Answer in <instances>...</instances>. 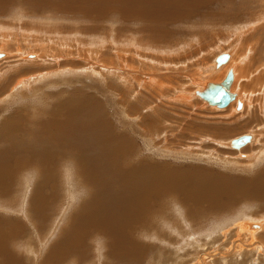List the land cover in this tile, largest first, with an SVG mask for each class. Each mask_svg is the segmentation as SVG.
<instances>
[{
  "label": "rangeland",
  "instance_id": "1",
  "mask_svg": "<svg viewBox=\"0 0 264 264\" xmlns=\"http://www.w3.org/2000/svg\"><path fill=\"white\" fill-rule=\"evenodd\" d=\"M90 3L91 0H5L3 3L0 0V51L6 52H0V264H242V257H236L240 251L235 247L244 240L241 254L247 252L246 264H264V235L258 233L252 239L238 233L237 228L231 230L232 232H224L225 236L215 237L217 241H209L206 246L196 242L194 247H185L184 239L189 243L195 242L196 232L191 224L196 220L200 221L202 215L191 217L189 214L188 218L192 222L194 220L193 223L190 222L186 216L189 213L187 206L183 205V196L164 194L160 200H153L152 196L147 216H135L132 212L128 215L115 213L130 197L127 189L122 186L124 174L140 171L142 167L138 164L161 166L165 163L170 168H194L198 165L225 178L238 176V179L242 177L247 182L264 165V161L257 163L260 166L254 165L252 169L248 165V159L264 152V145L261 146L264 140H261V135L258 136L262 133L259 128L263 126L264 130V124L259 123L261 116L257 117L256 114L250 117V110L246 114V105L249 104L251 92L256 87L249 74L250 61H245L250 59L252 46L246 42L249 38L246 34L248 28L234 31L239 26L238 22L243 23L245 20V17H241L242 21L239 17L246 15L248 11L238 4H233V8H225L228 2L223 0V4L215 6L214 11L208 14L206 10L202 11L193 21L180 20L172 26H159L161 36L158 38L161 40L151 42L150 27H144L138 21L124 24L118 15L96 20L98 13H87L93 9L89 6ZM95 5L102 6V0ZM221 14L224 15L220 18ZM225 16H230L231 26L223 24L226 21ZM244 25L245 23L242 24ZM220 27L224 28L223 31ZM142 28L147 30L143 31ZM43 30L48 34L40 36V42L30 54L40 56L34 64L24 55H19L20 51L28 47L23 35ZM57 31L67 37L76 38L79 40L78 45L72 43L67 51L58 53V36L55 34ZM227 32H232L233 35ZM10 34L8 37L12 42L9 43L6 42V35ZM15 34L22 40L21 43L15 42ZM239 34L238 37L243 41L237 40ZM109 37L115 43L108 41ZM91 39L98 45L92 46ZM127 40L128 42H124ZM148 41L160 45L157 53L149 51ZM240 45L244 46L241 53L238 49ZM107 46L114 52L104 55V47ZM261 52L262 50L260 56ZM227 53L233 64L223 80L233 70L235 79L232 93L237 95L236 105H233L235 114L237 118L242 116V124L248 120H253L256 124L244 131L234 129L230 133H225L222 128L227 123L234 122L231 121L232 106L214 108L195 95V92L202 91L204 80L216 82L219 70L214 71L212 68L218 56H225ZM128 54L137 63L133 65L132 62H127ZM155 56L157 60H153ZM163 59L168 62L166 67L162 65ZM260 60L264 63V58ZM226 62L223 67L229 65L228 58ZM152 65L157 68L153 69ZM109 66L114 69L110 70ZM69 70L73 73H68ZM20 72L24 73L22 79L30 80L29 85H17L16 76ZM35 80L42 82L37 83ZM239 82L245 83L249 92L254 89L245 94L241 92ZM90 98L98 103L91 104L97 118H101L103 123L113 125L116 134L126 136L131 142L127 156L116 163L107 158L111 152L100 143L101 127L79 131L77 127H83L85 120L69 110L64 111L63 106L67 103L83 102ZM238 102L241 103L240 108ZM136 106L141 107L140 112L144 117L150 116L149 122H153V127L145 135L141 131L139 115H125L126 109ZM88 109L84 111L88 112ZM173 110L177 112L172 113ZM58 113L64 115L57 117L60 122L64 121L62 132V129L54 128L55 124H50L51 119ZM203 119L206 121L203 122ZM189 127L192 129H188ZM9 128H18L19 131L9 134ZM153 129L156 131H152ZM219 136L221 140H218ZM244 136H249L251 143L246 141L243 146L233 144L235 139H243ZM153 137L159 138L164 145L156 147ZM231 141L232 146H228ZM241 162L248 165V171L243 169ZM224 163L226 164L223 165ZM88 168L92 169L91 174L98 176V185L87 180L83 172ZM158 168L159 166L156 167L157 170ZM6 169L8 172L3 174L2 171ZM55 174V179L46 178H52ZM74 185L77 186L78 196L71 204L69 199L72 197L71 189ZM149 185H153L152 174ZM42 186L43 195L40 196L37 193ZM119 194L124 196L118 197ZM222 196L220 194L202 202L203 211L210 210V213H215L209 215V220L206 218L205 221L212 227L218 220L234 218L236 214H241L239 219L250 215L259 220L264 216V198L257 200L253 197H242L240 200H222L217 205L215 199ZM99 203L103 209L96 213L95 206ZM117 238L129 243L133 250L127 251L125 256H119L115 243ZM253 240L258 247L255 245L256 247L245 248V244L248 245ZM72 242L79 243L81 252L77 250L62 256Z\"/></svg>",
  "mask_w": 264,
  "mask_h": 264
},
{
  "label": "bare ground",
  "instance_id": "2",
  "mask_svg": "<svg viewBox=\"0 0 264 264\" xmlns=\"http://www.w3.org/2000/svg\"><path fill=\"white\" fill-rule=\"evenodd\" d=\"M5 0H2V3ZM99 0H91L90 3V7H92V10H88L87 13L89 15H94L96 13H98V17H95L96 20H100V19H106L110 16H115L118 15L120 21H122L124 24H131L134 21H138V22H142L141 24L145 27H150L151 28V35L149 37L150 41H154V42H159V36L160 35V31H159V26H172L177 24L180 20H186L188 22L193 21V18L201 13L202 11L207 12V14L209 12L214 11V7L219 5V4H223L222 1L223 0H102V6L106 7L103 8L101 5H95L97 4ZM224 2H228V4L226 5L225 8H233V4H238L241 7H245L244 9L246 11H248V13L245 15H242L239 17V20H241V17H245V20H241L243 23L238 22L239 26L236 27L234 29V31L236 32V30H238L239 28H248L246 34H248L249 38L246 39L247 41V45H249L250 43L252 44L251 49H250V56H249V60H245L250 61L251 64V68L249 71V74L252 76V80L254 81V84H256L255 89L253 90V92H251L252 90L249 88V90H251V94L252 97H250V101L249 104L246 105V114L247 111L250 110L249 112V116L250 117H254V115L257 114V117L261 116L260 122L259 123H263L264 124V63L260 60L262 58H264V25H262V23L264 22V0H224ZM94 4V5H93ZM55 6H59V5H55ZM147 7V9H146ZM151 7V8H150ZM240 7V8H241ZM257 7H260L259 9H256ZM216 12V11H215ZM224 14L220 15V18L223 16ZM216 16V15H215ZM214 16V17H215ZM197 18H195L196 20ZM226 21H222L223 24L225 25H229V20H230V16H225ZM209 20V19H208ZM202 22V21H200ZM203 22H205L203 20ZM202 22V23H203ZM218 23V22H217ZM244 26H242V24H244ZM140 24V25H141ZM209 24V23H208ZM215 24V22H214ZM237 24V25H238ZM222 25V24H219ZM217 25V26H219ZM235 25V24H234ZM233 25V26H234ZM236 25V26H237ZM262 25V27H261ZM223 26V25H222ZM231 26V25H229ZM224 27V26H223ZM226 27V26H225ZM222 27H220L221 29ZM143 31L147 30L146 28H142ZM224 29V28H223ZM223 29H221L223 31ZM227 29V28H226ZM230 30V29H229ZM225 31V30H224ZM11 33V32H9ZM110 33V32H109ZM128 33V32H127ZM228 34H232V32H227ZM241 34V32H239ZM244 33V32H243ZM23 34V33H22ZM48 34V32L46 31H40V32H33L30 34H26L23 35L25 41V44L28 46L26 49L20 51L19 55H24L27 59L32 60V62L35 64L38 60H39V54H34V55H30L31 52L33 51V49L38 45V43L40 42V36L41 35H46ZM58 36V40L56 43V49L58 53H64L65 51L68 50V48H70L73 44L75 43L78 45L79 40L77 41L76 38L73 37H67L65 35H62L60 33H58V31L55 33ZM115 34V33H114ZM237 35L238 36H240ZM16 35V34H15ZM129 35V34H127ZM227 35V34H226ZM233 35V34H232ZM230 35V37L232 36ZM244 36V34H242ZM10 35H6V37L8 38L6 40V42L9 41V37ZM111 36V35H110ZM116 36V35H115ZM113 37V36H112ZM226 37V36H225ZM4 38V37H3ZM20 38V37H19ZM129 38V37H128ZM161 38V37H160ZM235 38V36H234ZM246 38V37H245ZM15 42L21 43L22 40L14 37ZM80 39V38H79ZM103 39V38H102ZM143 39V38H142ZM233 39V38H232ZM129 40V39H128ZM124 41V42H128ZM238 41H243V39L241 40V38H237ZM1 41V40H0ZM12 42V39L10 40ZM9 41V43H10ZM96 41V39H95ZM100 41V40H99ZM111 42H114L113 38L109 37V40ZM145 41V40H144ZM2 42V41H1ZM81 42V41H80ZM117 42V41H116ZM122 42V41H121ZM137 42V41H136ZM149 42V41H148ZM149 42L148 45V49H150L149 51H151L152 53H157V49L160 47V45L158 44H153ZM236 42V41H235ZM91 45H98L97 42L93 43V40L91 39ZM107 42L105 41L104 44H106ZM115 43V42H114ZM120 43V41H119ZM132 43V42H131ZM136 44V43H135ZM134 44V45H135ZM240 44H242V42H240ZM80 46V45H79ZM83 46V45H82ZM113 46V45H112ZM241 46V45H240ZM153 48V49H152ZM101 49V48H100ZM238 49L240 50V53L242 52L241 50H244V46L242 45L240 48L238 47ZM103 50V48H102ZM116 50V49H115ZM228 50V49H227ZM238 50V51H239ZM261 52V56H260V51ZM46 51V50H45ZM44 51V52H45ZM104 55L105 54H110L112 51L110 46L104 47ZM118 51V50H117ZM226 51V50H225ZM0 52H5V51H0ZM126 52V51H125ZM6 53V52H5ZM127 53V52H126ZM186 53V52H185ZM236 54L237 51L235 52ZM1 54V53H0ZM9 54V53H7ZM11 54V53H10ZM162 54V53H161ZM244 54V52H243ZM224 55V54H221ZM2 56V55H1ZM8 56V55H7ZM6 56V58H7ZM23 56V57H24ZM135 56V55H134ZM139 56V55H138ZM146 56V54H145ZM229 62L231 60V57L229 55V53H227V55H225ZM11 57V55H10ZM106 57V56H105ZM108 57V55H107ZM136 57V56H135ZM141 57V56H139ZM219 57L216 59V64L213 66L212 70L214 71H218L219 75L217 77L216 82H207L206 80L202 91L200 92L197 91V93L195 92V95L200 96V98L202 100H204L209 106L214 107V108H221L222 105H213L209 102V100H207V95L210 94L216 86L221 85L226 79L231 78L232 79V83L231 86L228 88V92L230 94V102L225 106L226 108L229 106L231 107V114L232 118L231 121L234 122H229L227 123L222 129H225V133H230L231 131H233L234 129H241L242 131L250 128V127H254L256 124L254 123L253 120H248L245 121L244 124L241 123L242 120V116L237 118L235 111L233 109V105H236V99H237V95L232 93V88L234 85V72L233 70H230V72L228 73V75L226 76V78L223 80L227 70L230 68L231 64H233V60H231V62L229 63V65H227L226 67H223L225 65V63L227 64V62L225 63H220L219 62ZM2 58V57H1ZM9 58V57H8ZM100 58V57H99ZM4 59V58H3ZM35 59V60H34ZM37 59V61H36ZM92 59V58H91ZM158 58L153 57V60H157ZM168 59V58H167ZM246 59V58H245ZM123 60V59H122ZM132 56H130L128 54V56H126V61L127 62H132V64L134 65L135 62L132 61ZM136 60V59H135ZM150 60V59H147ZM24 61V59H23ZM108 61V59L106 60V62ZM25 62V61H24ZM22 62V63H24ZM30 62V61H29ZM145 62V61H144ZM157 62V61H156ZM161 62H164L162 65L165 66V64H167L168 62L166 61V59H163ZM202 62V61H201ZM108 63V62H107ZM235 63V62H234ZM242 63V62H241ZM244 63V62H243ZM74 64V63H73ZM110 64V63H109ZM115 64V63H113ZM139 65H141V63H138ZM136 64V65H138ZM236 64V63H235ZM246 64V63H245ZM138 65V66H139ZM146 65V64H144ZM149 65V64H148ZM146 65V66H148ZM112 66H117V65H112ZM143 66V65H142ZM141 66V68H142ZM237 66V65H236ZM244 66V65H243ZM246 66V65H245ZM18 67V66H17ZM166 67V66H165ZM224 69H223V68ZM12 68V67H11ZM10 68V69H11ZM110 68V66H109ZM117 68V67H116ZM126 68V66L124 67ZM144 68V67H143ZM152 68L156 69L157 67L152 65ZM237 68V67H236ZM92 69V68H91ZM114 69L113 67L110 68ZM127 69V68H126ZM139 69V68H138ZM166 69V68H165ZM181 69V68H179ZM203 69V68H202ZM235 69V68H234ZM72 70V69H71ZM90 70V69H89ZM97 70V69H96ZM147 70V69H146ZM152 70V69H151ZM167 70V69H166ZM170 70V69H169ZM210 70V69H209ZM237 70V69H235ZM11 71V70H10ZM14 71V70H13ZM92 71V70H91ZM94 71V69H93ZM242 71V70H241ZM95 72V71H94ZM150 72V71H149ZM236 72V71H235ZM59 73V72H58ZM68 73H73L69 70ZM159 73V72H158ZM162 73V72H161ZM165 73V72H164ZM205 73V72H204ZM217 73V72H216ZM113 74V73H112ZM209 74V72H208ZM215 74V73H214ZM17 75V73L15 74ZM49 75V74H48ZM108 75V74H107ZM155 75V73H154ZM207 75V74H206ZM212 76V74H210ZM209 75V76H210ZM245 75V74H244ZM24 76V73H19L16 77L18 78L17 81V85L18 84H26L29 85L30 83H28L30 80L29 79H22ZM215 76V75H214ZM208 77V76H207ZM216 77V76H215ZM243 77V76H242ZM13 78V77H12ZM155 78V77H153ZM15 80V79H14ZM32 80V78H31ZM213 80V79H212ZM223 80V82L221 83V81ZM237 80V79H236ZM37 83H41V80H35ZM148 81V80H147ZM171 81V80H170ZM139 82V81H137ZM150 82V80H149ZM207 82V83H206ZM220 82V83H219ZM141 83V82H139ZM240 83V82H239ZM250 83V82H248ZM253 83V82H252ZM128 84V83H127ZM163 85V84H161ZM251 85V83H250ZM131 86V85H129ZM112 87V86H111ZM128 87V86H127ZM125 88V87H124ZM130 88V87H129ZM112 89H114L112 87ZM131 89V88H130ZM143 89V88H142ZM141 89V90H142ZM156 89V88H154ZM153 89V90H154ZM171 89V88H170ZM128 90V88H127ZM160 90V89H159ZM240 90L241 92L243 91L245 94L246 92H249L247 89V85H245V83H240ZM156 91V90H155ZM162 93V90H160ZM112 92V91H111ZM158 92V91H157ZM239 92V91H238ZM249 92V93H250ZM156 93V92H155ZM160 93V92H159ZM160 93V94H161ZM243 93V94H244ZM248 93V94H249ZM118 94V93H117ZM157 94V93H156ZM187 94V93H186ZM242 94V93H240ZM120 95V94H119ZM118 95V96H119ZM163 95V93H162ZM117 96V97H118ZM156 96V95H155ZM160 96V95H159ZM158 96V97H159ZM256 98H255V97ZM249 97V96H248ZM87 99V101H83V102H77V103H67V105H64V111H70L74 114L79 115V118H81V120L83 119L84 124L83 127L82 126H78L77 130H82L84 128H93V127H101V144L107 148L110 152L111 155H109L107 158L111 161H113L112 163H116L118 160L122 159L123 157L127 156L128 152H129V148L131 146V142L129 141V138H127L124 135H119L115 133V129L112 127L113 125H109L107 123H103L101 118H97V116L95 115V113L93 112V110L91 109V104H98L97 102H94L93 100ZM120 99V97H119ZM154 99V98H153ZM120 101V100H119ZM133 105V104H132ZM128 106V105H127ZM168 106V105H167ZM243 106V105H242ZM165 107V106H162ZM181 107V106H180ZM193 107V106H192ZM224 107V108H225ZM241 107V103L238 102V108ZM245 107V106H244ZM89 108L88 112H85L84 109ZM141 108V107H140ZM140 108L136 107H132V108H128L125 110V115H127L128 117L131 116H138L140 118L141 121V131L142 133L145 135V133H147L151 128L153 127V122H149V120L151 119L150 116H146L144 117V115L140 112ZM171 108V107H170ZM152 109V108H151ZM161 109V108H160ZM165 110V108H163ZM168 109V108H166ZM259 109V110H258ZM158 110V109H157ZM152 111V110H151ZM163 111V110H161ZM172 111V110H171ZM193 111V110H192ZM177 112V111H174ZM139 113V114H138ZM179 114H181L180 112H178ZM65 114V113H64ZM170 114V113H169ZM243 114V112H242ZM143 115V116H142ZM148 115V114H145ZM159 116V113L157 114ZM157 115H154L157 116ZM176 114H174L175 116ZM194 115V114H193ZM56 116V117H55ZM53 118L51 119L52 122L50 124H55L54 128L56 130H61V132L63 131L64 128V121L60 122V120L57 119L58 116H64L61 113H58L57 115H55ZM182 116V115H181ZM185 116V115H184ZM236 116V117H235ZM162 117H163V113H162ZM171 117V116H170ZM176 117V116H175ZM179 117V116H178ZM190 117V116H189ZM197 117V116H195ZM203 118V117H202ZM155 119V118H154ZM152 119V120H154ZM196 119V118H195ZM237 121H236V120ZM80 120V119H79ZM169 120V119H168ZM157 121V120H156ZM165 121V120H164ZM163 121V122H164ZM176 121V120H175ZM185 121V120H184ZM190 121V120H189ZM195 121V120H194ZM206 121V120H205ZM203 119V122H205ZM78 122V121H77ZM160 122V121H159ZM173 122V121H172ZM191 122V121H190ZM158 123V122H157ZM167 123V122H166ZM169 123V122H168ZM180 125V122H178ZM177 123V124H178ZM193 123V120H192ZM198 123V121H197ZM196 123V124H197ZM208 123V122H207ZM80 124V123H79ZM160 124V123H159ZM173 124V123H172ZM184 124V123H183ZM255 124V125H254ZM39 125V124H38ZM49 125V124H48ZM139 125V126H140ZM165 125V124H164ZM168 125V124H167ZM176 125V124H174ZM178 125V126H179ZM185 125V124H184ZM190 125V124H188ZM50 126V125H49ZM76 126V125H75ZM147 126V127H145ZM192 126V125H191ZM205 126V125H204ZM203 126V127H204ZM209 126V125H207ZM260 126V125H259ZM262 126V125H261ZM174 127V126H173ZM193 127V126H192ZM197 127V126H196ZM202 127V128H203ZM257 127V126H256ZM51 128V127H50ZM138 128V127H137ZM172 128V127H171ZM176 128V127H175ZM174 128V129H175ZM187 128V127H186ZM194 128V127H193ZM209 127H207L208 129ZM219 128V127H217ZM245 128V129H242ZM258 128V127H257ZM47 129V128H46ZM170 129V128H169ZM188 129H192L191 127H189ZM196 129V128H195ZM262 129V133L258 134L262 136L261 140H264V130H263V126L259 128V130ZM10 133H14L19 131L18 128H16V130L9 128ZM140 130V129H137ZM155 129H153L152 131H154ZM163 130V129H162ZM204 130V129H203ZM252 130V129H251ZM156 131V130H155ZM158 131V130H157ZM164 131V130H163ZM186 131V130H185ZM192 131V130H191ZM208 131V130H207ZM253 131V130H252ZM122 134H124L123 130L121 131ZM195 132V131H194ZM238 131H236L237 133ZM131 133V132H130ZM150 133V132H149ZM153 133V132H152ZM183 133V132H182ZM181 133V134H182ZM191 133V132H190ZM188 133V134H190ZM213 133V132H212ZM235 133V132H234ZM137 134V133H136ZM142 134V135H143ZM155 134V133H153ZM180 134V135H181ZM185 134V133H184ZM210 134V133H208ZM218 134V133H217ZM224 134V133H223ZM128 135V132H127ZM130 135V134H129ZM143 135V136H144ZM148 135V134H147ZM151 135V134H149ZM168 135V134H167ZM191 135V134H190ZM225 135V134H224ZM251 135V134H250ZM154 136V135H153ZM200 136V135H199ZM217 136V135H216ZM146 137V136H145ZM149 138H151V136H148ZM177 137V136H176ZM181 137V136H180ZM185 137V136H184ZM210 138H212L211 136H208ZM215 137V136H214ZM187 138V137H186ZM195 138V136H194ZM197 138V137H196ZM217 138V137H216ZM221 140L222 138L219 136ZM225 138V137H224ZM258 138V137H257ZM153 139H155L154 144L156 147L162 146L164 145V143H160V139L153 137ZM164 139V138H163ZM241 139V137H240ZM243 139H246V141L249 143H251L250 137L249 136H244ZM162 140V139H161ZM181 140V139H179ZM185 140V138H184ZM189 140V139H188ZM196 140V139H194ZM198 140V139H197ZM201 140V139H200ZM215 140V139H214ZM238 139H235V141L233 142V144L236 145V143H238ZM254 140V139H253ZM150 141V140H149ZM153 141V140H152ZM168 141V140H167ZM190 141V140H189ZM173 142V141H171ZM184 142V141H183ZM186 142V141H185ZM194 142V141H193ZM203 142V141H202ZM201 142V143H202ZM246 142V143H247ZM189 143V142H188ZM205 143V142H204ZM215 143V142H214ZM232 141L228 143V146H232L231 145ZM150 144H152V142L150 141ZM178 144H180L178 142ZM184 144V143H183ZM198 144V143H197ZM181 145V144H180ZM177 145V146H180ZM199 145V144H198ZM197 145V146H198ZM264 143L261 144V146H263ZM172 146V145H171ZM171 146L170 150H171ZM193 146V145H192ZM202 146V145H201ZM168 147V148H169ZM174 147V146H173ZM182 147V146H181ZM184 147V146H183ZM189 147V146H188ZM218 147V146H217ZM223 147V146H222ZM234 147V146H233ZM163 148V147H161ZM160 148V149H161ZM179 148V147H177ZM230 148V147H229ZM180 149V148H179ZM177 149V150H179ZM234 149V148H233ZM252 149V148H251ZM175 151V149H173ZM183 150V149H181ZM216 150V148H215ZM169 151V150H168ZM242 151V150H241ZM240 151V152H241ZM178 152V151H177ZM210 153V152H209ZM214 153V152H213ZM183 154V153H182ZM190 154V152H189ZM194 154V153H193ZM197 154V153H196ZM195 154V155H196ZM215 155V153H214ZM217 155V154H216ZM232 155V154H231ZM259 155V156H258ZM187 156V155H186ZM211 156V155H210ZM209 156V157H210ZM207 158V157H206ZM212 158V157H211ZM214 159V158H213ZM222 159V158H221ZM224 159V158H223ZM204 161V160H203ZM248 165L251 167L257 166V163H260L262 161H264V152L261 153L259 152L258 154L254 156H252V158H250V160L248 159ZM240 163V162H239ZM165 163H163L164 165ZM226 163H224L223 165H225ZM242 164V162H241ZM264 164V163H263ZM139 166L142 167V169L140 171H138L137 173H127L124 174V178L125 180L122 183V186H124V188L127 189L128 193L130 194L129 199H126L123 203V205L115 212L116 214H124L128 215L130 212L133 213V215L138 216V215H144L147 216L148 212V207L150 204V198L153 196V200H160L164 195V194H168L169 195H178V196H183L184 197V202L183 205L188 209L189 213L186 214L187 219L189 214H191L190 216L193 217L194 215L198 214L200 217V221H196L192 222L191 218L189 220H191L190 222H192L194 225L192 226L194 228L193 231H195V236H196V240L194 243H189L186 239L183 240V244L185 245V247L187 246H196V242H199L200 244H204V246L207 245V243L209 241H217V238L215 237H219V235H224V232L228 233V231L230 230H234L237 228L238 233H243L246 236H249V238L254 239L253 237L260 233L262 235H264V216L262 217V219L259 220H255L253 219L252 216L248 215L247 218H242L239 219V216L241 217V214H236L234 215V218H226L225 220H218L215 223V226L213 225V227L211 226V224L208 225V223H205L206 218L209 220V215L211 214H215V213H210V210H206L203 211L202 208V202L206 201V200H211L214 196H218L220 194H223L222 197L220 198H216L215 199V203L217 205H220V201L225 200H232V199H238L240 200L242 197H246V198H255L257 200H261L264 198V165L261 166L260 170H258L259 168H257V174L254 175V177L250 180V181H245L242 177H240L239 179L236 177H229V178H225L222 175L216 174L214 172H211L209 170H207L206 168H203L201 166L198 167V165L194 168H173V167H168V166H163V165H159V164H148V163H142V164H138ZM244 165V170L248 171V165L246 166ZM158 170L156 169V167H158ZM171 166V165H170ZM175 166V165H173ZM194 166V165H193ZM234 166V164H233ZM260 165H258L259 167ZM185 167V166H184ZM191 167V166H190ZM7 168V167H6ZM239 168V167H238ZM241 168V167H240ZM239 168V169H240ZM252 169V168H251ZM256 170V169H253ZM6 172H8V169H6V171H2L3 174H6ZM92 169L88 168L86 169L83 173L85 174V176H87V180L91 183H94V185H98V176H94L93 174H91ZM251 172V171H250ZM255 172V171H254ZM152 174V182L153 185L152 187H150L149 185V177ZM252 174V173H250ZM57 176L56 174L51 178V177H46L47 179H55ZM1 178V177H0ZM45 178V177H43ZM237 179V180H236ZM57 180V179H56ZM43 188L44 186H42L39 190V192L37 193L38 195L42 196L43 195ZM76 188L77 186L74 185L72 187V197L70 196V203H72V201H76L77 200V192H76ZM123 194H119L118 197H123ZM72 198V199H71ZM174 198V197H173ZM179 198V197H177ZM182 198V197H181ZM175 199V198H174ZM183 199V198H182ZM152 200V201H153ZM229 201V202H230ZM244 202V200H243ZM71 206V204H70ZM184 207V208H185ZM210 208H214V207H210ZM215 208H219V207H215ZM103 207L102 204L99 203L95 206V210L96 213L102 211ZM177 209V208H176ZM185 209V210H187ZM187 212V211H186ZM250 213V212H249ZM247 215V213H246ZM252 215V214H251ZM185 216V217H186ZM189 216V217H190ZM254 216V215H253ZM197 217V216H196ZM195 217V218H196ZM217 217V216H216ZM164 218V217H163ZM199 218V217H198ZM224 218V216H223ZM188 220V221H189ZM238 221V222H237ZM210 223V221H208ZM128 223H130V221H128ZM188 223V222H187ZM196 223V224H195ZM237 223V224H236ZM179 224V223H178ZM175 225V224H174ZM183 225V224H182ZM211 226V227H210ZM226 226V227H225ZM176 227V226H174ZM191 228V227H190ZM179 229V228H178ZM213 229V232H212ZM231 231V232H232ZM189 232V231H188ZM254 233V235H253ZM184 235V233H183ZM190 235V234H189ZM227 235V234H226ZM242 235V234H241ZM253 235V236H252ZM209 236V237H208ZM214 236V237H212ZM229 236V235H228ZM185 237V236H184ZM187 237V236H186ZM240 237V236H239ZM160 238V237H158ZM192 238V237H190ZM207 238V239H206ZM247 238V237H246ZM256 238V236H255ZM249 240V239H248ZM251 240V239H250ZM182 241V240H181ZM245 242V240H244ZM244 242L241 241L238 242L240 244H238L239 246L235 247V249H237L238 251H240V253L238 254V252H236L238 255L236 257H238L239 255L242 257V259H240V262H242V264H246L247 263V252L246 253H242V245L244 244ZM248 242V241H247ZM251 241L248 242V245L245 244V248L246 246L248 247H252L255 246L257 243L256 241ZM116 243V248L119 251L118 255L119 256H125L127 251H131L133 250L131 248V246L129 245V243H124L121 239L117 238L115 240ZM188 243V244H187ZM213 244V242H211ZM250 243V244H249ZM237 245V244H236ZM203 246V247H204ZM214 246V245H213ZM235 246V245H234ZM244 246V245H243ZM257 246V245H256ZM255 246V247H256ZM198 247V246H197ZM254 247V248H255ZM258 247V246H257ZM136 248V246H135ZM249 249V248H248ZM251 249V248H250ZM257 249V248H256ZM79 251L80 248L75 244V243H71V245L68 244L67 248L65 249L64 253L62 256H64L65 254H68L70 252H76ZM198 250V249H197ZM200 250V249H199ZM245 250V249H244ZM235 251V250H234ZM81 252V251H79ZM83 252V251H82ZM214 252V251H213ZM231 252V251H230ZM260 252V251H259ZM84 253V252H83ZM86 254V253H85ZM187 255V254H186ZM190 255V254H189ZM244 255V256H243ZM86 256V255H85ZM84 256V257H85ZM223 256V255H222ZM240 257V258H241ZM223 258V257H222ZM11 260V259H10ZM227 260V259H226ZM261 262V261H260ZM49 263V262H48ZM52 263V262H51ZM49 263V264H51ZM58 263V262H57ZM262 263V262H261ZM47 264V263H44ZM234 264V263H231ZM238 264V262L236 263Z\"/></svg>",
  "mask_w": 264,
  "mask_h": 264
},
{
  "label": "water",
  "instance_id": "3",
  "mask_svg": "<svg viewBox=\"0 0 264 264\" xmlns=\"http://www.w3.org/2000/svg\"><path fill=\"white\" fill-rule=\"evenodd\" d=\"M2 56L0 55V58ZM227 60V57L222 55L219 57V62L220 63H225ZM232 83V79L228 78L226 79L221 85H218L215 87V89L207 95V100H209V102L213 105H222V106H226L231 98H230V94L228 92V88L231 86ZM244 144H246V139H239L238 140V145L239 146H243Z\"/></svg>",
  "mask_w": 264,
  "mask_h": 264
},
{
  "label": "crops",
  "instance_id": "4",
  "mask_svg": "<svg viewBox=\"0 0 264 264\" xmlns=\"http://www.w3.org/2000/svg\"><path fill=\"white\" fill-rule=\"evenodd\" d=\"M43 181V180H42ZM43 183H46L45 181H43ZM72 199V198H71ZM72 203H73V201H72ZM71 203V204H72ZM69 216V215H68ZM90 241H93L92 239H89ZM72 243H75L79 248L81 247L80 245H79V243L78 242H72ZM69 245H71V243L69 244ZM67 254H65L64 255V257L66 256ZM61 258H62V256H61ZM84 258V257H83Z\"/></svg>",
  "mask_w": 264,
  "mask_h": 264
}]
</instances>
